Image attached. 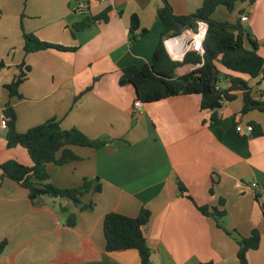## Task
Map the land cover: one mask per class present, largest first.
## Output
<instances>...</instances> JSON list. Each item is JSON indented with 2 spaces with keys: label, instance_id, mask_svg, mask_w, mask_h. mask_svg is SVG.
<instances>
[{
  "label": "crops",
  "instance_id": "1",
  "mask_svg": "<svg viewBox=\"0 0 264 264\" xmlns=\"http://www.w3.org/2000/svg\"><path fill=\"white\" fill-rule=\"evenodd\" d=\"M167 1L176 16L191 14L203 2ZM79 2L90 6L92 16L110 8L108 22L73 36L71 27L82 18L74 13ZM161 5V0H0V115L10 101L18 133L55 118L63 130L108 141L100 149L72 147L79 160L47 165L50 183L61 189L97 177L101 191L80 199L92 203V209L79 211L69 200L48 198L34 206L26 190L3 182L0 242L6 245L0 264H140L136 251H105L103 218L108 213L134 218L143 207L151 214L144 229L151 264H237L233 239L194 205L222 209L220 199L226 211L222 227L242 237L259 229V247L264 244V134L253 137L247 131L249 123H256L264 132V114L241 115L242 92H231L236 98L223 104L220 121L209 126L210 113L200 109L197 95L141 103L135 109L134 87L119 84L125 68L151 62L164 30L156 17ZM234 11L229 23L240 11L248 16L242 25L259 43L257 53L264 60V2H237ZM132 15L138 17L140 29L147 30L135 43L128 34ZM23 31L76 51L25 55ZM22 63V71L29 68L18 88L22 98L9 99L5 86L19 74ZM244 80L258 99L264 80ZM223 83L219 87H230L227 80ZM234 125L242 138L231 131ZM5 133L0 124V164L16 160L30 166L23 149H6ZM177 180L193 202L179 194ZM61 206L75 214L74 227L67 226ZM257 250L247 253L248 264L259 260L252 255Z\"/></svg>",
  "mask_w": 264,
  "mask_h": 264
},
{
  "label": "trees",
  "instance_id": "2",
  "mask_svg": "<svg viewBox=\"0 0 264 264\" xmlns=\"http://www.w3.org/2000/svg\"><path fill=\"white\" fill-rule=\"evenodd\" d=\"M24 3L27 0H23ZM264 0H203L201 6L193 13L185 16H176L167 0H161L162 5L156 12L157 20L164 26V30L158 40L151 62L142 68L131 66L122 71L119 84H130L137 94L136 101L151 103L174 96L197 95L200 98V109L210 113L208 125L213 126L220 121L219 110L223 104L232 102L236 97L231 92H242L243 105L241 115L252 111L264 114V92H259L258 99L252 97V89L244 78L264 80V60L258 55L259 43L240 23V16L245 14L240 11L239 18L234 23L218 22L211 18L218 7H224L228 12L234 10L237 2L252 5ZM110 8L104 9L97 15H85L71 27V34L82 32L96 23H106L109 20ZM198 21H205L208 25L203 52H187L179 60L171 59L163 45V40L170 36L180 34L182 29L194 30ZM147 33L140 29L139 19L132 15L129 25V41L135 43ZM23 52L25 55L43 51L56 50L62 52H74L76 48L63 47L39 40L32 33L22 32ZM245 43L249 48L245 47ZM264 48V44L262 45ZM24 63L20 66V72L5 89L9 99H21L18 92L20 84L26 79L29 68ZM0 63V69L3 67ZM221 67L220 70L218 67ZM228 81L227 89L219 87L220 80ZM90 88H87V91ZM6 117V133L4 135L5 147L23 149L31 162L25 166L16 160H9L0 164V187L5 180L15 183L27 191L28 199L34 206H40L44 199H66L71 201L79 211L92 209L93 204H82L80 199L88 193H99L101 183L96 177L84 179L79 185L61 189L49 181L47 165L63 166L79 160L72 147H84L100 149L107 145V140H91L76 129L63 130L60 122L55 118L45 123L30 128L24 133H18L15 128L16 115L10 101H7L3 111ZM204 124V123H203ZM252 127L251 136L259 137L264 134L256 123H249ZM231 131L237 136L243 137L234 125ZM177 189L181 196L193 202L187 194L184 185L177 180ZM212 193V190H210ZM258 201V196L255 195ZM196 209L204 216L214 220L217 228L233 239L237 246V264H248L247 253L257 250L261 240L259 229H253L247 237L240 236L236 231H227L221 225V220L226 216L223 208L224 200H219L222 209L198 206ZM263 224H264V208ZM62 215L68 213L66 207L61 206ZM150 212L141 208L139 214L127 217L117 213H108L103 218V234L105 238V251L114 253L133 250L139 257L140 264H151V249L148 247L144 229L150 219ZM67 226L74 227L76 216L69 213L65 219ZM6 245V241L0 242V252ZM210 264V263H209Z\"/></svg>",
  "mask_w": 264,
  "mask_h": 264
},
{
  "label": "built area",
  "instance_id": "3",
  "mask_svg": "<svg viewBox=\"0 0 264 264\" xmlns=\"http://www.w3.org/2000/svg\"><path fill=\"white\" fill-rule=\"evenodd\" d=\"M100 2H104V0H99ZM74 13L78 16H85L90 13V6L85 2H79L75 9ZM248 21L247 15L240 16V23L245 24ZM208 25L205 21H198L196 24V28L194 30H184L179 37L171 38L172 36L165 38L163 40L164 48L168 54V56L173 60H181L183 56L189 51H195L199 54L203 52V42L206 37ZM169 42V46L167 43ZM134 108L140 109L141 102L135 101ZM0 124L3 128H6V117L4 114L0 115ZM247 131L251 132L252 127L247 126ZM253 187H256L255 184H252Z\"/></svg>",
  "mask_w": 264,
  "mask_h": 264
},
{
  "label": "rangeland",
  "instance_id": "4",
  "mask_svg": "<svg viewBox=\"0 0 264 264\" xmlns=\"http://www.w3.org/2000/svg\"><path fill=\"white\" fill-rule=\"evenodd\" d=\"M179 4H180V3H179ZM194 12H195V10H193V11L191 12V14H193ZM236 14H237V11H234V12L228 13V12H226V11L224 10V8H217V9L215 10V13H214L213 16H212V19L215 20V21H218V22H227V23H229V22H230V21H229L230 18L233 17V16H235ZM220 82H221L222 84H224L222 79L220 80ZM263 88H264V86H263ZM49 200H50V199H49ZM52 200H53V199H52ZM54 200H55V199H54ZM263 243H264V241H263ZM252 255H254V256H256V257L259 258V260L257 261L256 264H264V262H263V260H264V244H263L261 247H259L257 251L253 252ZM255 262H256V261H255ZM232 264H233V262H232ZM251 264H255V263H251Z\"/></svg>",
  "mask_w": 264,
  "mask_h": 264
},
{
  "label": "water",
  "instance_id": "5",
  "mask_svg": "<svg viewBox=\"0 0 264 264\" xmlns=\"http://www.w3.org/2000/svg\"><path fill=\"white\" fill-rule=\"evenodd\" d=\"M182 33L172 36L171 38L179 37ZM136 92V90H135ZM137 95V94H136ZM69 216V213L64 215V218H67Z\"/></svg>",
  "mask_w": 264,
  "mask_h": 264
},
{
  "label": "bare ground",
  "instance_id": "6",
  "mask_svg": "<svg viewBox=\"0 0 264 264\" xmlns=\"http://www.w3.org/2000/svg\"><path fill=\"white\" fill-rule=\"evenodd\" d=\"M167 45H168V47H170V46H169V42L167 43Z\"/></svg>",
  "mask_w": 264,
  "mask_h": 264
}]
</instances>
